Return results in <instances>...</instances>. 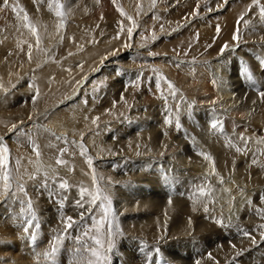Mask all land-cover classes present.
<instances>
[{
	"label": "rangeland",
	"instance_id": "1",
	"mask_svg": "<svg viewBox=\"0 0 264 264\" xmlns=\"http://www.w3.org/2000/svg\"><path fill=\"white\" fill-rule=\"evenodd\" d=\"M125 1L126 4L128 5V6L126 5L127 10L124 9L123 8L124 6L118 3V1H116V3L110 2L109 5V3H105L104 0H60V2L65 5L64 8L65 15L61 18L55 15V11L57 10V4L55 0H8V6H4L3 0H0V61L3 60L5 64L11 61V63H15V66L19 68L18 66L20 62L18 61L19 58H17L19 55L18 53L23 52V54L25 53L24 55L27 56L29 52L28 47L30 45L31 48L34 47L33 46L34 44H31L32 42H30L27 38L26 40H28L29 42L27 41L24 43L25 38L22 39L21 37H19V31L22 28H24L26 25L28 26L32 25L33 27H35L37 33L41 34V37L39 36L40 38L39 45H37V42H35L36 44L35 49L37 48L38 50L37 54L40 55L39 56L40 58H38L39 61L42 59V57L47 58L49 60V64L51 65L50 68H53L55 70V72H53V77L51 78L50 85L55 86V89L58 90L60 86L59 82L61 80H64L63 78L66 76L69 79H71L70 75L76 73V70H78L79 68L85 67L86 69L84 73L79 75L80 78L78 79V81H80L83 75L87 74V76H85L81 80L77 88L73 91V94H72V90L68 89L66 95L64 97H61L62 98L61 100L58 101L54 100V102L51 105L44 107L43 110L39 111V116L36 117L35 119L30 120V122L28 119H26L25 121L26 123L27 122L28 123L25 125L19 124L11 134H8V132L4 134L0 133V140H3L5 142V145L4 144L2 145L0 142V146H2V148L6 146L9 149L8 155L10 157V163H11V165H9V171L12 172V175L14 177H16V180L10 181L12 188L10 187L8 191H4L3 189L0 193V207L5 205L6 208V209L3 207L0 208L2 210L0 211V217H1L0 228H1V224H3L5 219L6 218L9 219V217L12 216L11 215L12 211L8 207H6V204L9 205V203H11L12 200H14L18 205H21L22 203L23 204L26 203L28 208V201L29 198H31L33 211H29V214L31 218L32 217L34 218V219L32 218L33 220L31 222L34 221L35 223L34 225L38 224L37 225L38 227L40 224L38 222L41 221L40 219L45 217V215H43L44 214L43 212H45L44 208L47 207L52 208L54 207L55 202H59L63 204L62 205V207L64 206L63 210L67 211L69 210L67 208L71 209L70 211L65 212V214L75 213L76 216L77 215L79 216L81 212H86V209L81 207L78 208L76 202L80 200L82 201L84 200L83 203L87 206L90 199L87 192H85L82 196L81 190L88 189L93 194H96L97 187L106 188L107 194L110 196L111 199V212L108 214V219L112 221L111 235L108 236L109 238L108 242H111V244L113 245L112 252L108 253L107 264H131L129 258L127 260L126 259L122 260V257H120V255L118 256L115 254L118 245L122 242L123 243L127 242L128 240L130 242L129 243L127 242V244L130 247L131 245L135 247L136 242L143 244V241L146 240L141 237H135L134 235L125 231L121 220L122 216L124 215L119 214V208L116 199L119 182H115L114 179L111 178L110 179L111 183L110 184L107 183L108 181L107 176L111 175L110 171L116 174L115 171H117V173L120 170L126 172L128 169L132 173L133 168L139 169L140 167V165L138 164L139 162L136 163L134 167H132L131 165H133L136 158H134L133 155H131L132 156L131 157L127 154L128 157H124V159H122L120 164L114 165L113 161H111L108 157H110L111 155H113V157L118 156L117 154H111L109 151L106 152L107 154L105 153V151L96 153L92 150L93 145H97V143H99V141L101 140L103 143L109 142L108 137L110 138V135H112L113 133H116V136L113 137L114 145L118 146L117 147L118 150L126 147L125 150L123 149L125 151V152L123 151L124 153L129 152L131 147L130 141H133L132 139L137 138L138 135L140 134H141L140 136L147 135L144 133L147 132V130L142 129L145 127L144 123L151 126L152 129L150 130L156 131L157 125H154L155 127L154 128L153 125L150 123L152 117L156 119L159 123L162 122L163 120H169V122L171 123L170 124L171 127L170 130H166V132L169 131L168 135L173 139L179 138L182 141L191 142L188 143V145L192 144L194 146H199L198 143L201 144V140L203 138V134L205 130L206 132L212 130L217 132L218 135L229 136L234 141H236L235 147L236 148L238 147L237 149L243 150L241 151L242 153H240V151L239 153L245 155L244 156L245 162L253 161V159H251L253 157L248 158L249 154H251V152L253 153V151H254L253 154L257 153L256 155H254V157L256 156L255 161L257 162L259 160L257 163L251 162L250 165L249 163H246V165L243 164L242 166L243 172L240 175L238 174L239 177L237 178H239L240 181L244 179L243 182L246 183V188L250 190V193L252 192L253 189H256L258 186L261 189L264 188V126H263L264 99H262L259 95V91L264 90V57H263L264 38L262 37V30L257 29L259 31L256 32L257 30L254 29L255 27H251L252 25L250 27L248 26L247 32L256 33L257 36L253 39H249L248 42L244 40L245 39L244 36L242 38H238V40H236L237 42L232 44L229 50L226 52V53H231L233 55V57L230 60L229 67L231 69L230 73L231 74L234 73L235 79L233 80L234 84L233 87L230 89V92L232 95L234 94L238 95L237 96L238 103L234 105V107L233 105H231V108H228L225 107L226 102L222 103L218 98V96L215 95L216 84L214 77L211 75V73H209L206 70V67L209 66V64L218 63L221 60L220 58L223 56L222 55L220 58H219L220 54L219 55L217 54L218 56L217 55L207 56L208 52H215L213 49L214 48L217 49L218 46L215 43V41L211 42L206 49L201 50L198 53L189 57L186 56L178 57L176 55H172L168 53L166 54L161 52L152 53L150 50L155 45H158L161 42V40L164 39L173 40L177 38L186 29L199 30L198 26L196 25L199 22L205 24L204 28H206L208 35L210 37L218 38V36L221 34L219 33L220 31H217L215 27L208 24V21H210L211 18L217 15V13L213 10L216 7L213 2L214 0H198L197 5H193L194 2H192L191 0L190 6L192 7L188 8L187 6L186 7L182 6L183 8L180 9L181 11L180 14L181 13L183 14L184 20L181 21L182 23L179 22L178 24H176L171 19L172 17H175V13L173 14V16L172 15L169 16L170 10L174 8L173 3L176 1V3L179 4L178 0H174V2H172L173 0H169L170 2L168 0H163L160 9L157 6L158 0L157 1L155 0L156 3L151 5L148 13L146 15L141 14L138 17L137 19L138 25L136 24L134 30L131 31V34H129V29L131 28H129L128 26L123 27L122 29L120 28L121 19L124 18V16L128 18L130 14L129 9L132 10V6L130 5V3H132V0L130 1L124 0L123 2ZM88 2L94 4L98 3L99 7L95 10H87L86 7L91 6L90 4H88ZM13 6H15V10L13 9ZM83 9H85L86 11L82 12ZM25 13L28 16L27 21L24 19ZM206 15H210L209 17L210 19L209 18L205 19ZM39 16H41V18H39ZM45 16L49 18L51 21H53L52 26L47 23L45 24L44 22L41 21L42 18H45ZM146 16L147 17L150 16V19L151 18L152 19L148 21L149 27L146 30H144L142 32L143 35H141L142 34L140 33L141 25L143 21L146 19ZM39 19L41 22L39 21ZM20 20L24 22H21ZM18 21L20 23H18ZM157 21L163 23L164 27L162 32L160 31L153 32V30L150 28L152 23ZM69 27H73V29L75 27L76 28L81 27L80 28L81 31L80 32L77 31L79 35L76 36L74 33V35L70 34L67 37L68 35L67 28ZM261 27L262 29H264L263 21ZM91 31L92 33H90ZM46 33L49 34L51 33V34L49 36H46ZM139 34L142 37L146 36L148 39H150L152 36L153 37L150 39V41H147L145 43L137 42V37ZM148 34L151 37H149ZM255 39H257L258 42ZM116 43L120 44V46H123L124 50L118 52L119 47L116 48V46L115 48H112L113 50L106 49L105 52L106 53L110 52V54L107 57H105L100 63H98L99 65L96 64L98 66L94 65V67L91 66L90 68L86 66L87 59L84 58L83 54L89 50L88 45L91 46L97 45V47L98 46L103 47L109 44L116 45ZM260 45H262V48ZM135 52H137L136 53L137 57L135 56L134 59L133 56L135 55L134 54ZM26 58L29 59L28 56ZM164 59L167 61L168 64L162 63ZM39 61L37 60V63ZM45 64L46 63H43V66H45ZM112 64H116V65H114V67L110 66ZM39 65L40 63L36 65L37 69L33 71L29 72L28 70L24 72V74L21 73L18 74V76L20 75L21 76L20 77L17 76V78H15L16 80L14 79L15 81L13 79H12L13 82L12 80L9 81L10 84L7 83L5 89L8 91V94L16 92L18 94V95L15 94L16 97L20 98V100H22L23 103L26 101L27 103H32V102L35 103L33 92L28 91L27 89L31 87V84H34L31 81L33 77L37 75L36 73L42 70L43 66H41L39 69ZM117 67L118 68L121 67L122 70L116 69ZM193 67H198L200 71L199 72L196 71V73H192L191 75L188 76L183 75L184 72L183 68L194 69ZM245 67L249 69L251 73V78L245 75L244 73ZM165 69H168V75L165 74L166 73ZM105 70L107 72H105ZM139 71L142 72L139 73ZM101 72L105 74L103 75ZM126 72L128 74L130 73V75L134 74L136 81L134 80L133 83L129 81L128 84L129 83L130 84L128 85L127 84L128 78L126 77L127 75ZM231 74H229V76ZM151 80L154 82L152 83ZM226 80L228 81L226 83L229 84L230 79H226ZM160 81H161V85H160ZM121 83L125 86L124 89V92L126 91L125 95L121 94L118 88L114 89V87H118ZM184 86H186L187 88L183 89L185 88ZM105 88L107 90H105ZM234 89H237V91ZM82 91H84V94H82L81 96L80 93ZM106 91L108 92V94H105ZM117 94L119 96H117ZM107 97L110 100L111 99L113 100L110 102V100ZM76 98L82 100V101L79 100L82 103V105L79 106V108L77 107L76 104L78 101ZM70 100L74 101V103L70 102L71 104L72 103L74 105L76 104L75 105L76 107L74 109V111H76L75 115L71 110L73 104L72 105L69 104L70 106L65 107L64 110L60 112V115L55 116V113L58 112V110L62 109L61 108L63 106L62 104L65 101H70ZM259 100L260 103L259 102L257 103V101ZM122 101H124L126 105L121 104ZM218 102L221 104H219ZM12 104H14V102ZM244 105H246L245 106L246 110L237 109V106L244 107ZM106 106L108 107L121 106L123 110L117 111V113L113 118L106 119L104 118L103 115L104 114L103 109H106ZM138 107L139 110L141 111L140 113L138 109H136ZM248 110L251 111L253 114L249 115ZM241 111H243V114H240ZM73 115L74 117L76 116V118H73ZM250 118L251 119L253 118V120H249ZM244 120L248 124L247 123L244 124L243 123ZM59 121L66 122L65 124H69L68 126L70 127L74 125V127L78 129L77 132H80L82 130L81 131L82 134L81 136H79L80 140H78L80 142L77 143L74 140H72L70 138L71 135L65 131L54 130L52 126ZM20 122L22 123V121ZM253 122H255V124ZM212 123H216L217 127L212 128L211 127ZM159 127H157V129H159ZM137 128L140 129L136 131ZM160 129L161 130H159V132H164L166 126ZM150 130L149 132H151ZM53 132H56V134L54 135ZM47 133H49L50 135L55 137V139H58L60 141V142L58 141V145L61 144L62 146L67 148H64L60 152L61 153L60 160H63L65 163L63 164L57 163L58 164L57 168L59 170V171L57 170L58 171L57 173L47 172L48 179L46 181L44 176L45 172L36 173L35 171L30 170L31 169L30 164H33L36 154L30 156L29 153L26 154L27 152L23 150L24 148L22 149V147L23 145H27V144H34V143L37 144L40 138L46 141L49 138L48 137L49 134L47 135ZM16 134H19L17 138L14 136ZM241 135H244L243 138L246 137L245 139L247 141L241 139L242 137ZM22 137L27 139L26 141L27 143L22 142L23 144L20 146L15 144L16 142L14 139L19 140L20 138L22 139ZM74 137L76 138L78 136L75 135ZM239 142L241 143L240 145ZM249 143L252 144L249 145ZM53 144L55 145V143ZM85 145H89L90 148L87 149ZM248 147L250 148L249 150H247ZM32 148H34V146H32ZM172 149L173 150L176 149L175 151L182 150V148H180V146L178 147V145L175 146L173 145ZM11 158L13 160L15 158L16 161H19L16 170L10 167L12 166V163H14ZM89 159H91V163H89ZM171 160L175 162V166L176 163L178 164L180 162L179 159L174 158V156L173 159ZM262 160L263 162L261 163ZM128 164H130L131 166L130 168L127 167ZM164 164H165L164 162L161 163V165ZM179 164H178V168L183 169V165H179ZM67 165L68 167H66ZM216 166H217L216 163H214L213 167L211 166V170H210L211 177L209 179L208 178L206 179L208 182L214 183L216 187H218L219 185V187L221 188L225 186L222 185L223 182L221 183V178H223L224 182L227 181V183H230L231 180H233V184L235 183L236 178L233 177L235 173L234 171H232V169H229L227 171H222ZM76 169L82 171L88 177V179H85L86 181L81 179L80 181H78L77 178L76 179L71 178V176L76 175V171H77ZM65 170H70V173H66ZM257 172H259L260 174L258 175L256 181L255 175L257 174ZM170 173L172 176L174 175L175 178L178 177L176 170L172 169ZM202 174L203 171L202 170L199 171L198 177L201 176ZM93 175H95L96 177L95 182L93 181ZM184 175L186 177L189 176V175L187 176V173ZM17 180L19 181L20 184L23 185L24 189H26L25 192L19 191L18 196L13 191V189L17 186V184L15 183ZM61 181H63V185H61ZM125 183L127 182H122L120 186H124ZM141 184L143 185V183ZM145 186L151 187L150 184H145ZM238 189H242L241 186ZM153 190L155 192L156 189L154 188ZM159 190H157L158 192L157 193L155 192V194L158 197L160 196V198H162L163 200L168 201L166 194ZM170 191L171 189L168 188V193ZM66 192L68 193L71 199L68 198L69 196L67 195ZM180 192L178 190L176 191L174 190L172 196L174 195L177 196V194H180ZM36 195L39 196L38 199ZM236 195H239V193L237 192ZM177 197L182 201L183 198L180 195H178ZM55 198L59 200H56ZM259 200L261 202L260 208L264 212V197L261 196ZM39 201H43L42 209L38 208ZM97 205H99V202L97 203ZM89 210L90 209H88V211ZM263 212L260 211L257 215L260 217L261 222L256 221L257 224L255 223L256 226L254 228L248 227L247 229L249 230L246 229L245 231L250 232L252 234H256L255 228H258L259 224L263 223L262 225H264ZM112 213H115V215L113 216ZM220 214L222 215V213ZM86 215H85V219H86ZM221 215H216L215 217H217L219 221L222 219L224 222V218L226 216L220 217ZM260 215L263 217L261 218ZM177 216L178 215H175L174 218H177ZM166 217L167 215H165V218ZM172 217L173 215L171 216V219ZM76 219L78 222L76 224L78 226L75 225L74 223L73 228H71L70 231L69 229L67 230L69 233L65 238L66 240L62 241L63 243L69 242L70 238L75 240V236L81 233L83 224H85V219L83 221L78 220V218ZM218 220H216V222L213 221L212 224L213 226H217V228L221 229L223 225L221 223H218L217 222ZM63 224H61L62 227L64 226ZM37 227H35V230L33 229L32 231H30V233L34 235L37 234V229H36ZM197 236H198V240L203 237V235L200 236L198 234L196 235V237L192 236L190 239H186V240L188 242L192 240L191 243L192 246V244L199 243L197 240ZM261 237L255 243L248 245L247 247L243 248L242 251L235 253L228 261L224 263L222 262L221 259L223 257V254L222 255L219 254L220 256H218V254L213 255L212 253L207 252V257L211 258V261L213 260L212 262H214V264H250V263L264 264V234ZM28 239H30V246L33 247L31 248L27 246L30 249L29 254L34 251V256L29 259H31L34 262L38 258L36 257L35 248L40 243L36 241L37 239L30 238V236L28 237ZM32 240L35 242H32ZM0 241L3 242L2 244L0 242V245L6 243V241L2 240V238H0ZM158 242H159L158 244H153L155 242L151 243V245L154 246L153 247L154 253L152 255L148 254L147 256L148 259L146 258V260H148L147 264H160L159 260L163 259L161 257L164 258L166 257L167 261L164 262V264H173L172 263L173 259H176L178 257L176 256L171 257V253L166 254L163 251L167 247L170 248L174 244V240L164 241L163 239L160 238ZM64 246H62V248ZM53 248H55L56 250L58 249V247H56V244H54V247L52 245L50 246V248L48 246L46 249L47 250L49 249V251L51 250L52 252ZM178 248H180V246H178ZM1 252L2 254H0V260L2 261L3 260L2 258L5 255V253L6 255H8L10 252L6 250L3 251L2 249ZM183 253L184 256L186 257L191 255V252L187 250ZM54 255H56V253H54ZM55 257L56 256H52V255H48L46 257L44 256L43 260H47V261H43V262H48L49 260ZM25 261L26 260H22V261L18 260L17 263L22 264ZM175 261L178 262V260Z\"/></svg>",
	"mask_w": 264,
	"mask_h": 264
},
{
	"label": "bare ground",
	"instance_id": "2",
	"mask_svg": "<svg viewBox=\"0 0 264 264\" xmlns=\"http://www.w3.org/2000/svg\"><path fill=\"white\" fill-rule=\"evenodd\" d=\"M116 1H118V3H120V4H122V6H124L123 8L127 10L126 1L125 2H123L124 0H116ZM128 1H130V0H128ZM162 1L163 0H158L157 6L159 9L161 7ZM190 1L191 0H187V1L183 0V2H182V0H178L179 4H177L176 1L174 2V0L172 1V2H174L173 3L174 8H172V10H170L169 16H171V15L173 16V14L175 13V17H172L171 19L176 24H178L179 22L184 20L183 14L182 13L180 14V12H181L180 9L183 8L182 6H184V7L187 6L188 8L192 7V6H190L191 5ZM104 2L109 3V5H110V2H113V0H107V1L104 0ZM192 2H194L193 5H197L198 0H192ZM213 2L216 6L213 10L217 13V15L215 14L216 16L211 18V20L208 21V24L212 25L216 29L219 27V31H220L219 33H221V34L218 36V38L210 37L208 35L206 28H204L205 24L199 22L196 24L198 26L199 30H194V29H188L187 30L186 29L177 38H175L173 40H169V39L161 40V42L158 45H155V46L153 45L154 47H152L150 50L152 53L161 52V53H166V54L168 53V54L176 55L178 57H182V56L189 57V56H192V55L198 53L201 50L206 49L207 46H209V44L211 42L215 41V43L218 46L217 49L216 48L213 49L215 52H208V54L206 53L207 56H216L217 54L218 55L220 54L219 58L222 55L223 56L220 58L221 60L218 58L220 60L218 63L209 64V66L206 67V70L209 73H211V75L214 77L215 84H216L215 85V88H216L215 89V95L218 96V98L220 99V101L222 103L226 102L225 107L231 108V105H233V107H234V105H236L238 103V100H237L238 95H236V94L232 95L230 92V89L233 87V84H234L233 80L235 79V75H234V73L233 74L230 73L231 69L229 67L230 66L229 65L230 60L233 57V55L231 53H226V52L229 50V48L232 44L237 42L236 40L233 39V36L237 31V27H239V37L238 38H242L244 36L245 37L244 40L247 42L249 41V39H253L257 36L256 33H248L247 32V29H248L247 27L248 26L250 27L251 25H252L251 27H255L254 28L255 30L261 29L262 30V37L264 38V29H262V27H261L262 21L264 22V20L260 19V13H259V7L264 6V0H259V6L254 3V0H226V2H225V0H214ZM88 4H90L91 6H87L86 7L87 10H95L99 7L98 3L94 4V3L88 2ZM152 4H153V0H132V3H130V5L132 6V10L129 9L130 14L128 16V17H131L132 19L129 20L127 17L124 16V18L121 19L120 28L122 29L123 27L128 26L133 31L134 27L137 24L138 17L141 14L146 15L148 13V11L150 10V7ZM115 5H117V4H115ZM129 8H131V7H129ZM249 9H251V10L249 11ZM85 11H86L85 9L82 10V12H85ZM94 12H97V11H94ZM241 15H244V20L241 21L239 23V25H237L238 18ZM41 16H39V18H41ZM164 17H167V16H164ZM209 17H210V15H206L205 19H207ZM151 19H150V16L149 17L146 16V19L143 21V23L141 25V29L139 28L140 33H142L144 30H146L149 27L148 21ZM22 20H24V19H22ZM22 20H20V21L24 22ZM39 21H40V19H39ZM41 21L44 22L45 24L47 23L51 26L53 24V21H51L46 16H45V18H42ZM18 23H20V22L18 21ZM76 24H78V23H76ZM79 25H82V24H79ZM163 27H164L163 23L158 22V21L153 22L152 25L150 26V28L153 30V32H155V31L162 32ZM80 28H76V27L74 29H73V27L67 28L68 29L67 37L70 34L74 35V33L76 36L79 35L77 31L80 32L81 31ZM258 31L259 30H257L256 32H258ZM90 33H92V31ZM50 34L46 33V36H49ZM149 34H150V32H149ZM149 34H148V36H149ZM139 35L137 37V42H142V43L150 41V39L153 37V36L152 37L149 36L151 38L148 39L146 36L145 37L141 36V35H143V33L140 36ZM37 36L41 37V34H38L37 31L35 33H33V31H31V29L28 25H26L24 28H22L19 31V37H21L22 39L25 38L24 43L29 40L30 42H32L31 44H34L33 45L34 47L31 48V53H32V59L31 60L26 58L28 55L27 56L24 55L25 53L23 54V52L22 53L19 52L18 53L19 55L17 57V58H19L18 61L20 62L19 66H18L19 68H17L15 66V63H11L10 60H9L10 62H7L6 64L3 62V60L0 61V133L4 134V133L8 132V134H11L17 128V126L19 124H24V125L27 124L28 122L26 123V121H25L26 119H28L29 122H30V120L35 119L36 117L39 116V111L43 110L44 107L51 105L54 102V100H57V101L61 100L62 99L61 97H64L66 95L68 89L72 90V94H73V91L77 88V86L79 85L81 80L85 76H87V74L83 75L81 77L80 81H78V79L80 78L79 75L84 73L85 69H86L85 67L79 68L78 70H76V73L70 75L71 79H69L67 76L64 77L63 78L64 80H61L59 82L60 86H59L58 90H56L55 86L50 85V81H51V78L53 77V72H55V70L53 68H50L51 65L49 64V60L47 58L42 57V59L40 61L38 59V58H40L39 57L40 55L37 54V52H38L37 48L35 49V46H36L35 42H37L36 41ZM16 37H18V36H16ZM26 38L28 40H26ZM172 38H174V37H172ZM121 39H123V38H121ZM255 40L257 41V39H255ZM259 41H260V39H259ZM225 43L228 44V50H225L223 52V54H221V47ZM154 44H156V43H154ZM115 46H116V48L119 47L118 52H121L124 50L123 46H120V44H117V43H116V45L115 44H109V45H105L103 47H101V46L97 47V45H95V46L88 45L89 50L83 54L84 58L87 59L86 60L87 61L86 66L90 68L91 66L94 67V65L100 63L105 57H107L110 54V52L106 53L105 50L106 49L113 50L112 48H115ZM260 46L262 48V45H260ZM136 53L137 52L134 53L135 54L133 56L134 59H135V56L137 57ZM134 59H132V60H134ZM37 60L39 61L38 63H40L39 69L41 66H43V63H46V64H45V66H43L42 70L37 72L36 73L37 75L35 77H33L31 82L34 84H31V87H29L27 89L28 91L33 92L35 103H33V102L27 103V101L23 103V101L20 100V98L16 97V95H15V94H17L16 92L8 94V91L5 90L6 84L9 83V81H11L12 79L14 80L15 78H17L18 74H20V73L24 74V72H26L28 70L30 72V71L37 69V67H36V65L38 64ZM162 63L166 64L167 61L164 59L162 61ZM171 63H169V64H171ZM98 65H96V66H98ZM114 65H116V64H112L110 66L114 67ZM159 65H161V64H159ZM193 68L194 69L183 68V71L185 72V73L183 72V75L188 76V75H191L192 73H196V71H198V72L200 71V69L198 67H193ZM116 69L122 70L121 67H119V68L117 67ZM116 69H115V71H116ZM165 70H166V73L165 72L164 73L168 75V69H165ZM105 72H107V71L105 70ZM141 72L139 71V73H141ZM101 73L103 75L105 74L103 72H101ZM229 74H231V75L229 76ZM136 75H137V73H136ZM20 76H18V77H20ZM140 76H137V77H140ZM172 76H174V75H172ZM36 77L38 78V80ZM126 77L128 78L127 84L129 81L131 83H133L134 80L136 81L134 74L130 75V73L129 74L127 73ZM65 78H67V79H65ZM226 79H230L229 84L226 83V82H228ZM13 80H12V82H13ZM153 82L154 81H152V83ZM117 85H119V84H117ZM160 85H161V81H160ZM137 86H139V85H137ZM184 87L185 88H183V89L187 88L186 86H184ZM115 88H118L119 92H121V94H124V95L126 94V91L124 92L125 86L122 83L118 87H114V89ZM134 88H136V87H134ZM105 90H107V89L105 88ZM234 90L237 91V89H234ZM84 91H82L80 93L81 96H82V94H84ZM103 91H104V89H103ZM19 94H20V92H19ZM105 94H108V92L106 91ZM117 96H119V95L117 94ZM121 99H123V98H121ZM77 100L78 101L76 104H77V107L79 108V106H81L82 103L79 101L81 99H77ZM112 100L113 99H111L110 102ZM13 102H14V104H12ZM70 102L74 103L73 100L65 101L62 104L63 106L61 105L62 109L58 110V112L55 113V116L60 115V112L62 110H64L65 107L70 106L69 105V104H71ZM258 102L260 103V100L257 101V103ZM27 104H30V105H27ZM121 104L126 105V103L124 101H122ZM219 104H221V103H219ZM75 105L73 104L72 105L73 107H71V110H72L74 115L76 113V111H74V109L76 107ZM245 106L246 105H244V107L237 106V109L246 110ZM136 109H138L139 113L141 112L139 110V107ZM103 110H104V112H103L104 118L111 119L115 116L117 111H120L123 109L121 108V106H118V107L117 106L116 107L106 106V109H103ZM159 110H160V108H159ZM78 111H79V109H78ZM241 112H240V114H243V111H241ZM248 113H249V115L253 114L249 110H248ZM74 115H73V118H76V116L74 117ZM95 115H97V114H95ZM249 120H253V118L252 119L250 118ZM20 121H22V123ZM65 123L66 122L59 121V122H56L55 125H53L52 127L56 131L59 130V131L67 132L68 134L71 135L70 138L72 140H74L77 143L80 142L78 140H80L79 136H81L82 130L80 132H77L78 129L76 127H74V125H72V127H70V126H68L69 124H65ZM150 123L153 125V127H154V125H157L156 131L150 130V129H152L151 126L144 123V126L146 128L144 127L142 129L147 130V132H144L147 135L140 136L141 134L139 133L140 135H138L137 138L132 139L133 141H130V145H131L130 150H129V152L126 151L127 153H124L125 152L124 150L126 147L118 150V148H117L118 146L114 145L113 137L116 136V133H113L112 135H110V138L108 137L109 142L103 143L101 140V141H99V143H97V145H93V148H92V150L96 153H100L102 151H105V153H106L107 151H109L111 154H117L118 156L113 157V155H111L110 157H108L111 161H113L114 165L120 164L122 159H124V157H128L127 154L129 156L133 155V157L136 158L133 165H131L132 167H134L136 165V163H138V162H139L138 164L140 165L139 169L133 168L132 173L127 169L126 172L125 171L123 172L120 170L121 172L119 171L117 173V171H115L116 172V174H115V173H112V171H110L111 170L110 169L109 171L111 172V175L107 176L108 180H109V178L110 179L113 178L115 182H119V187L117 189L116 199H117V205L119 208V214L124 215V216H122L121 220H122V224H123L125 231L134 235L135 237H141V238L146 239L143 241V244L136 242L135 247H133V245H131V247H130L127 244V242L129 243L130 241H128L126 239L127 242H124V243L122 242L123 244L120 243L118 245L115 254L118 256L120 255V257H122V260H125V259L127 260L129 258L131 261V264H147L148 260H146V258L148 256V254L152 255L154 253V248H153L154 246H152L151 243L155 242L153 244H158L159 243L158 240L161 238L164 241L174 240V244L170 248H168L166 246L168 249L165 248V250L163 251L166 254L171 253V257H173V256L178 257L176 259H173V261H172L173 264H197V261L199 262V264H214V262H212L213 260L211 261V258L207 257V252H210L213 255L218 254V256L223 254V257L221 256L222 257L221 259H222V262L224 263V262L228 261L235 253L242 251L243 248H245L248 245H251V244L255 243L256 241H258V239L264 234V229H262L260 227V226H262L263 223L259 224V227L257 225L258 228H255L256 234H252L255 237V242H253V240H251L247 237H244L242 235V233L248 227L254 228L256 226L255 225L256 221H260V217L257 215L260 211L263 212V210L260 208L261 202L259 199L261 196L264 197V188L261 189L258 186L256 189H253L252 192L250 193V190H248L246 188V183L243 182L244 179L242 181H240V179L237 178L243 172V170H242L243 164L246 165V163H249V165H250V163L252 161H250V162L244 161L245 155L240 154V153H242L241 151H243L242 149H240V153H239V151H237L238 147L237 148L235 147L236 141H234L229 136L218 135V133L215 131L209 130L208 132H206V130H205V132L203 134V138L201 140V144L198 143L199 146H194L192 144L188 145V143H191V142L182 141L179 138L173 139L172 137H170L168 135L169 131L166 132V130H170V127H171L170 126L171 123L169 122V120H163L162 122L159 123L156 119H154L152 117ZM243 123L246 124L247 122H245V120H244ZM253 123L255 124V122H253ZM13 125H15L16 127L13 128ZM159 126H161V127H159ZM165 126H166V129H164V132H159V130H161L160 128L165 127ZM157 127H159V129H157ZM138 129H140V128H137L136 131H138ZM149 130L151 132H149ZM171 131H172V129H171ZM53 133H54V135L56 134V132H53ZM48 134L49 133H47V135ZM236 134H238V133H236ZM75 135L78 136V137H76L77 139L74 137ZM14 136L17 138L19 136V134H16ZM230 136H232V135H230ZM241 136L243 137L244 135H241ZM48 137L49 138L46 141L44 139L40 138L39 142L37 144L36 143L27 144V145H23V147H22V149L24 148L23 150H25L27 152L26 154L29 153V155L32 156V155H35V151L33 150L34 148H32V146H36V145L39 146L38 150L40 152V155L39 156L35 155V158H34L35 163L33 162V164H30V167H31L30 170H33L36 173H43V172L57 173L59 171L57 168V166H58L57 159L60 160V157H61L60 152L64 148H67V147L62 146L60 143H59L60 145H58L59 140L55 139V137H53L52 135L49 134ZM237 137H238V135H237ZM245 138L246 137H244L243 139L245 141H247ZM14 140L16 142L15 144H17L18 146L22 145L23 144L22 142L27 143L26 142L27 139L23 138V137H22V139L21 138L19 139L20 141L18 139L17 140L14 139ZM0 142L2 145L3 144L5 145V142L3 140H0ZM168 142L170 143V145ZM28 143H30V142H28ZM53 143H55V145ZM240 144L241 143L239 142V145ZM251 144L249 143V145H251ZM173 145L174 146L178 145V147L180 146V148H182V150H180V151L179 150L175 151L176 149L173 150L172 149ZM124 146H126V145H124ZM85 147L87 149L90 148L89 145H85ZM173 148H175V147H173ZM0 149H2V146H0ZM249 149L250 148L248 147L247 150H249ZM92 150H91V152H92ZM250 152H251V150H250ZM259 152H260V150H259ZM93 153H90V154H93ZM253 153H254V151H253ZM253 153L251 152V154H249L248 158L253 157L251 159L255 160L256 156L254 157V155H256L257 153H255V154H253ZM173 156H174V158L179 159L180 164L179 163L178 164L183 165V169H179L177 163L175 166V162L173 160H171V159H173ZM206 156H211L212 160L206 159L205 158ZM115 157H117V158H115ZM106 160H105V162H106ZM13 162L14 163H12V166H10V167L13 168L14 170H16L17 164H16L15 158H14ZM163 162L165 164L161 165V163H163ZM262 162H263V160L261 161V163ZM214 163H216V165H217L216 167H218L222 171H227L229 169H232V171H234V173H235V175L233 176L236 178L235 183L233 184V180H231L232 183L231 182L227 183V181L226 182L223 181L222 185H225V186L221 188V187H219V185H218V187H216L214 183L208 182L206 179L207 178L209 179L211 177L210 170H211V166L213 167ZM10 165H11V163H10ZM106 165H107V163H106ZM131 166H130V164L127 165V167H129V168ZM174 166H175V169H174ZM66 167H68V165ZM172 169L177 171L178 177L175 178L174 175L173 176L171 175L170 171ZM201 170L203 171V174L198 177V172ZM65 172L70 173V170H65ZM186 173H187V176L189 175L188 177H186L184 175ZM259 174L260 173L257 172V174L255 175L256 181H257ZM71 178H73V179L77 178L78 181H80V179L81 180L88 179V177L82 171H79V170H77L76 175L71 176ZM122 182H127V183H125L124 186H120L122 184ZM251 182H252V179H251ZM15 183L17 184V182H15ZM141 183H143V185ZM208 183H209V185H208ZM145 184H150L151 187H146ZM254 184H256V183H254ZM240 186L242 189H238ZM154 188L156 189L155 190L156 193L158 192L157 190H159V189H160L159 191L164 192L167 196L168 201L171 200V203L163 200L162 198H160V196L158 197L153 190ZM168 188L171 189V191L169 193H168ZM3 189H4L3 181H2V179H0V193ZM149 189H151L152 191ZM201 189L203 190V194L201 192ZM225 189H227V191H225ZM163 190H165L166 192ZM174 190L175 191L178 190L179 192L182 191V192H180V194H177V196L180 195L183 198L182 201L177 196H175V195L172 196ZM13 191L18 196L20 188L16 186L13 189ZM237 192L239 193V195H236ZM253 192H254V194H253ZM71 193H73V192H71ZM67 195H68V193H67ZM36 196L38 199L39 196L38 195H36ZM68 198H70V196ZM56 200H59V199H56ZM43 201H39L38 208L42 209ZM52 204H50V205H52ZM36 205H37V202H36ZM62 205L63 204H61L59 202H55V205L52 208H49V207L44 208L43 207L44 211H45V212H43L44 213L43 215H45V217L43 216L44 218L40 219L41 221L38 222V223H40L39 226L37 227L38 224L34 225L35 224L34 221L32 222L34 226L30 228V231H32L33 229L35 230V227H37L36 228L37 234H35L34 236H35V239H37L36 241H38L40 243L35 248L36 257H38V258L36 261L33 262L29 258H32L34 256V251L32 250L33 252H31L29 254V252H30L29 247H31L30 246V239H28L29 234L26 235V233H24V231H23V228L26 225V221H29V220L32 221L34 218L33 217H32L33 219L31 218V216L29 214V209L27 208L26 203H24V204L22 203L21 205H18L14 200H12V202L9 203V205L6 204V207H8L12 211L11 212L12 216H10L9 219L6 218L5 221L3 222V224H1L0 238H2V240H5L6 243L3 245H0V254H2L1 249L3 251L4 250L9 251L10 253L8 255H6V253H5L6 256L4 255L3 258L1 257L3 260L2 261L0 260V264H21V263H17L18 260H21V261L26 260L22 264H70V262L73 260V257H74V249H76L78 247V244L72 238H70L69 242H66V243L62 242L63 240L64 241L66 240L65 238L67 237V235H65V236L60 235L62 232H64V228H63L64 226L62 227L61 224L66 222V218L69 216L74 217V218H78V220H79V216L78 215L76 216L75 213H73V214L72 213L71 214L66 213L65 214V212H68L71 209L67 208L69 210L66 209L67 211H65V210H63L64 206L62 207ZM2 207L5 208V205L1 206L0 208H2ZM205 207H207V209H208L207 212L205 211ZM76 209H77V207H76ZM0 211H2V210L0 209ZM89 211L96 215L97 220L102 218V213H101V209H100L99 205H96L95 208L93 207ZM220 213H222V215ZM165 215H167L166 218H165ZM172 215H173V217L171 219ZM175 215H178L177 218H174ZM216 215H221L220 217L226 216L224 218V222L222 224L223 227H221V229L217 228V226H213V224H212L213 221L216 222V220H218L217 217H215ZM263 215H264V212H263ZM262 217L263 216H261V218ZM167 219H169V220H167ZM35 222H37V221H35ZM170 222H171V224H170ZM91 223H92V221L89 220L87 218V215H86L85 224L90 225ZM85 224H83V225H85ZM75 225H77V224L75 223ZM70 230L71 229H69V231ZM103 230L107 231V226H105V228ZM247 230H249V229H247ZM198 234L200 236L203 235V237L198 240V236H197V240L199 243L192 244V246H191L192 240L190 242H188L186 239H190L192 236L196 237V235H198ZM228 234H229V236H228ZM58 236H59V239L57 240L56 238ZM10 240H11V242H10ZM108 240H109L108 236L104 237V247L105 248L108 246ZM0 242H1V244L3 243L2 241H0ZM32 242H35V241L32 240ZM139 242H141V241H139ZM62 243H63V245H62ZM160 243H162V242H160ZM186 243L187 244L189 243V244L187 245ZM54 244H56V247H58V249L55 252L56 255H52V256H56V257L52 258L48 262H43V261H47V260H43V257L44 256L46 257V256H48L46 254L51 253V250L49 251V249L47 250L46 248L48 246L50 248V246H52V245L54 247ZM137 245H139V246H137ZM186 245H187V248H186ZM230 245H235V248L231 247ZM27 246H29V247H27ZM62 246H64V247L62 248ZM178 246H180V248H178ZM31 248H33V247H31ZM46 250H47V252H46ZM186 250L191 252V255L188 257L184 256V253H183ZM130 251H132V252H130ZM131 253H132V255H131ZM161 258H163V259L159 260V263L164 264V262L167 261L166 257L165 258L161 257ZM175 260H178V262Z\"/></svg>",
	"mask_w": 264,
	"mask_h": 264
},
{
	"label": "snow or ice",
	"instance_id": "3",
	"mask_svg": "<svg viewBox=\"0 0 264 264\" xmlns=\"http://www.w3.org/2000/svg\"><path fill=\"white\" fill-rule=\"evenodd\" d=\"M57 4V10L55 11V15L57 17H63L65 15V5L60 2V0H55ZM226 2V0H225ZM113 3H116V0H113ZM155 3V0H153V4ZM254 3L259 6V0H254ZM3 5L8 6V0H3ZM70 7V6H69ZM13 9L15 10V6H13ZM38 10V9H37ZM251 9H249L250 11ZM259 13H260V19L264 20V6L259 7ZM24 19L27 21L28 16L25 13ZM129 20H131V17H128ZM244 20V15H241L238 18L237 25L241 21ZM31 31L33 33L36 32V29L32 26L29 25ZM132 29H129V34H131ZM217 31H219V27L217 28ZM239 37V27H237V31L233 36L234 40H238ZM40 38L37 36V45H39ZM29 52H28V58L29 60L32 59V53H31V45L29 46ZM225 50H228V44L225 43L221 47V54ZM245 75H247L249 78H251V73L247 67L244 69ZM259 95L262 99H264V90L259 91ZM95 122V121H94ZM16 126L13 125V128ZM212 128H216L217 125L216 123L211 124ZM243 139V137H241ZM38 145L34 146V151L37 156L40 155V152L38 150ZM237 151H240V149H237ZM9 149L5 146L2 149H0V179L3 181V187L4 191H8L9 188L11 187L10 181L16 180V177L12 175V172L9 171V165H10V157L8 155ZM206 159L212 160L211 156H206ZM58 164H63L65 163L63 160H57ZM89 163H91V159H89ZM252 163H256L255 160L252 161ZM16 164H19V161H16ZM45 180L47 181L48 179V173H44ZM34 178V177H33ZM93 181H96L95 175H93ZM17 186L20 188V191L25 192L26 189H24L23 185L19 183L17 180ZM223 182V178H221V183ZM108 184L111 183L110 178L107 181ZM61 185H63V181H61ZM227 191V189H225ZM87 192L88 196L90 197L89 202L87 206L83 203L82 200L77 201V207L85 208L86 212H81L79 214V220L83 221L85 219V215L87 213V218L92 221L90 225L85 224L82 227V231L79 235L75 237V241L78 244V247L74 249V257L73 260L70 262V264H107L108 261V253L112 252L113 245L111 242H108V246L105 248L104 247V237L110 236L111 235V223L112 221L108 219V214L111 212V199L110 196L107 194L106 188H101L97 187L96 194H93L91 191L88 189H82L81 190V195ZM201 192L203 194V190L201 189ZM99 202V207L101 209L102 213V218L97 220L96 215L88 209H91L92 207L96 206L97 203ZM169 203H171V200H169ZM28 209L29 211H33L32 204H31V198H29L28 201ZM205 211L207 212L208 209L205 207ZM34 214V212H33ZM114 216L115 213H112ZM66 223H64V232H62L60 235L65 236L68 235V229H71L73 227L74 223H78L77 219L74 217H67L66 218ZM218 223L223 224V220L217 221ZM98 225V226H97ZM33 223L29 220L26 221V225L23 228L24 233L29 234L30 238H35L34 234L30 233V228L33 227ZM95 226V227H94ZM107 226V231H104L103 229ZM262 229H264V225L260 226ZM242 235L244 237H247L253 242H255V237L252 235L250 232H243ZM57 240L59 239V236L56 238ZM231 247L235 248V245H230ZM56 249L53 248L51 253H48L46 255H54ZM197 264L199 262L197 261Z\"/></svg>",
	"mask_w": 264,
	"mask_h": 264
}]
</instances>
